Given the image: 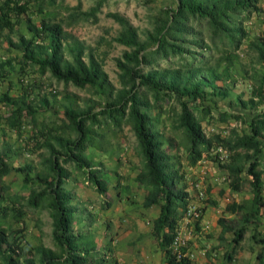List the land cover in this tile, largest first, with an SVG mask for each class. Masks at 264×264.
Instances as JSON below:
<instances>
[{"label": "trees", "instance_id": "1", "mask_svg": "<svg viewBox=\"0 0 264 264\" xmlns=\"http://www.w3.org/2000/svg\"><path fill=\"white\" fill-rule=\"evenodd\" d=\"M105 1L83 9L80 2L65 0H0V49L16 51L0 55V85L16 66L22 81L18 94L8 86L0 90V264H19L22 256L24 264H109L110 249L100 248L92 220H84L86 206L65 186L77 173L108 196L111 188L117 198L142 195L132 201L158 208L150 233L166 264H195L170 243L192 199L184 169L202 159L225 171L230 191L249 194L225 203L223 210L232 217L217 218L220 241L226 243L220 264L231 262L246 231L257 246L254 264H264V26L251 25L253 18L264 25L262 0H171L157 8L144 38L126 15L107 12L119 24L113 39L126 46L116 60L118 88L91 47L65 28L97 21ZM246 63L252 71L234 92ZM30 71L90 88L103 103L82 106L63 93L49 104L61 114L42 116L48 98L27 82ZM219 98L228 99V106L219 105ZM123 124L135 134L140 158L133 180L124 183L117 165L107 168L97 155ZM11 134L17 144L7 142ZM19 152L38 155L39 163L12 164ZM15 173L28 188L25 194L12 190ZM111 204L108 198L100 202L102 208ZM26 205L48 211L55 247L23 242ZM227 231L233 233L228 239Z\"/></svg>", "mask_w": 264, "mask_h": 264}, {"label": "rangeland", "instance_id": "2", "mask_svg": "<svg viewBox=\"0 0 264 264\" xmlns=\"http://www.w3.org/2000/svg\"><path fill=\"white\" fill-rule=\"evenodd\" d=\"M65 1L71 5L80 2L83 9L88 8L95 2V0ZM261 2L264 6V0ZM170 3L171 0H106L100 10L97 11V21H80L65 28L91 47L94 56L100 60L103 69L107 73L109 82L114 88H118L121 86V83L119 81V68L116 60L121 56L126 46L113 39V36L119 29V24L111 16L107 15V12L118 11L126 15L137 26L140 37L144 38L147 30L152 27V20L157 13V8L159 6L169 5ZM259 20V18H253L251 25L263 27V23H260ZM21 30L25 32V29L22 28ZM15 53L16 51L13 49H0V55L3 56H11ZM241 57L245 59L246 54L244 52L241 53ZM163 63L165 62L163 61ZM246 68L247 71L242 76L236 75L233 86L234 92L241 90L246 85V77L252 71L248 63H246ZM29 70H32L31 67ZM30 72V75H27V82L33 84L36 95L45 94L48 98L46 107L42 106V116L52 117L61 114V111H56V105L49 104L50 102H55L63 93H68L72 97L75 96L82 106L95 101L97 102L96 108H98L99 104L103 103L99 95L90 88H82L70 83L65 85L63 82L57 81L48 72L44 75L35 74L33 71ZM19 73L17 66L16 68L10 69L7 78L0 85V90L8 86L7 88L10 89L12 94L20 93L22 90V81L18 79ZM53 91L56 92L55 95L52 94L54 93ZM38 101L39 99L35 100L36 104H38ZM227 101L228 99L219 98L218 103L219 105L228 106ZM230 107L234 108L232 105ZM232 122L240 125L239 122ZM205 128L208 129L209 125H206ZM5 138L11 144H17L19 142L14 134L7 135ZM103 146L105 150L98 151L99 153L97 155H101V158L108 166L107 168H112L117 165V173L120 174V176L117 175V178L122 183L127 181L131 182L140 164V158L135 148L136 137L130 125L123 124L116 135H111ZM31 159L34 163H39L38 155L20 152L15 157L10 158V162L17 165L23 164ZM67 166L68 168L73 167L72 164H68ZM105 170L110 171V169ZM184 170L186 174L185 180L188 184L187 188L192 196L191 203L195 204L200 210L202 208V217L199 220L198 227L195 228L197 229L195 238H200V235H210V237L216 239L214 244L209 247L208 255L205 256L203 253L199 254L202 258L205 256V260L201 264H220L223 261V252L226 248V243L220 240L218 241V237H216L218 232L216 228L219 226L217 218L220 215L227 218L232 217L233 215L224 212L225 203L232 199L240 200L249 194L247 191H230L225 171L212 160L202 159L195 165L186 167ZM115 177L116 173L113 175L112 180ZM12 178V190L18 191L19 194H25L28 188L22 185L20 174L15 173ZM65 186L72 190L75 200H79L80 203H83V206L87 207H83L85 208L84 220L86 222L92 220L91 230L97 232L96 237L99 241H104L105 238H108L111 234L113 235L114 226L118 222L130 225L133 221H136L140 222L143 226H147V219L151 218V213L158 210L156 206L145 208L140 206V201H132V199H140L142 195L129 199L124 194L122 198H117L114 193V188L109 189V196L105 193H100L91 184L86 183L79 173H77L75 178L67 179ZM199 191L203 193L200 194ZM105 198L110 199L112 204L107 208H102L100 202ZM80 203L79 205H81ZM24 209L26 210V214L23 220L24 227L21 231L23 234V242L32 245L38 241H42L47 246L55 247L52 238V218L48 211L46 209L33 208L28 205L24 206ZM205 214L206 217L203 220V215ZM206 224L207 227H202ZM199 230L201 231L199 232ZM227 234L229 238L233 235L231 231H227ZM203 236H201L202 239L204 238ZM200 248H203V246L201 245ZM256 248L257 246L252 242L251 231H246L233 253L234 257L228 264H254L253 258ZM34 255V260L37 261L38 253ZM21 260L19 264H24V256L21 257Z\"/></svg>", "mask_w": 264, "mask_h": 264}, {"label": "crops", "instance_id": "3", "mask_svg": "<svg viewBox=\"0 0 264 264\" xmlns=\"http://www.w3.org/2000/svg\"><path fill=\"white\" fill-rule=\"evenodd\" d=\"M157 212L158 210L151 213V215L153 216ZM203 216L204 220L206 214ZM114 227V233L113 235L111 234V239L105 238L104 241H99L96 237L97 244L101 245L100 248L107 247L111 251V253L108 254L110 259L109 264H166L158 240L150 233L151 218L147 219V226H143L140 222L133 221L130 225L118 222ZM202 227H207V224ZM216 229L218 231L216 237H218L219 241L220 227L218 226ZM200 231L201 230H199V232ZM196 234L197 229L193 228L187 246L195 253L192 258L195 264H201V262H204L205 256L209 254V247L214 244L216 239L210 237V235H200V238H195ZM201 236L204 238L202 239ZM224 237L227 239L229 238L227 232L224 233ZM199 245H202L203 248H200ZM200 253H203L205 256L202 258L199 256ZM225 259L226 256L223 252V261Z\"/></svg>", "mask_w": 264, "mask_h": 264}, {"label": "built area", "instance_id": "4", "mask_svg": "<svg viewBox=\"0 0 264 264\" xmlns=\"http://www.w3.org/2000/svg\"><path fill=\"white\" fill-rule=\"evenodd\" d=\"M202 194V191H199ZM201 217V210L193 203H190L189 206L183 210L182 217L178 220V223L174 230V236L170 243L174 251L178 255L186 254L191 258L194 257V251L190 250L187 246L189 236L194 228V221L198 220ZM186 246L185 251L182 250V247Z\"/></svg>", "mask_w": 264, "mask_h": 264}]
</instances>
